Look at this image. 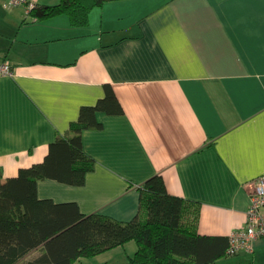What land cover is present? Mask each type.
I'll list each match as a JSON object with an SVG mask.
<instances>
[{
    "label": "crops",
    "instance_id": "1",
    "mask_svg": "<svg viewBox=\"0 0 264 264\" xmlns=\"http://www.w3.org/2000/svg\"><path fill=\"white\" fill-rule=\"evenodd\" d=\"M0 59L13 67L0 76L3 180L44 162L110 86L124 113L99 112L103 127L83 132L95 169L79 187L39 181V198L128 223L141 186L160 175L169 194L199 205L201 236L245 227L264 175V0L113 1L87 27L65 14L40 21L0 0ZM138 249L130 241L73 264H132ZM253 249L214 264H263L264 240Z\"/></svg>",
    "mask_w": 264,
    "mask_h": 264
},
{
    "label": "trees",
    "instance_id": "2",
    "mask_svg": "<svg viewBox=\"0 0 264 264\" xmlns=\"http://www.w3.org/2000/svg\"><path fill=\"white\" fill-rule=\"evenodd\" d=\"M123 0H61L55 6H39L30 14L42 21L68 15L75 27H87L90 14L106 3ZM95 106H85L67 136L50 145L44 162L21 169L19 175L0 176V264H20L34 250L44 254L26 264H73L136 241L138 252L132 264H214L226 256L227 237L198 233L200 208L197 203L173 196L162 176L156 175L140 188V211L131 222L110 217L84 215L74 204L41 200L38 183L52 179L83 186L95 160L83 146V132L98 130L99 112L124 113L114 90Z\"/></svg>",
    "mask_w": 264,
    "mask_h": 264
},
{
    "label": "built area",
    "instance_id": "3",
    "mask_svg": "<svg viewBox=\"0 0 264 264\" xmlns=\"http://www.w3.org/2000/svg\"><path fill=\"white\" fill-rule=\"evenodd\" d=\"M10 4L24 6L29 13L36 8V4L32 0H10ZM11 74H13L11 63L0 59V76ZM229 239L230 244L226 250V256L252 253L254 242L264 240V175L252 184L245 227L232 233Z\"/></svg>",
    "mask_w": 264,
    "mask_h": 264
},
{
    "label": "rangeland",
    "instance_id": "4",
    "mask_svg": "<svg viewBox=\"0 0 264 264\" xmlns=\"http://www.w3.org/2000/svg\"><path fill=\"white\" fill-rule=\"evenodd\" d=\"M225 261L226 260H223V261L219 262L218 264H227ZM263 264H264V262H263Z\"/></svg>",
    "mask_w": 264,
    "mask_h": 264
}]
</instances>
